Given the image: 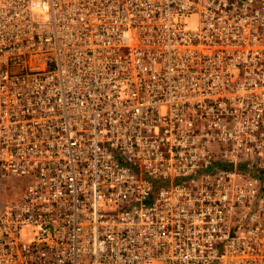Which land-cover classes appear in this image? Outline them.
I'll use <instances>...</instances> for the list:
<instances>
[{
    "label": "built area",
    "instance_id": "built-area-1",
    "mask_svg": "<svg viewBox=\"0 0 264 264\" xmlns=\"http://www.w3.org/2000/svg\"><path fill=\"white\" fill-rule=\"evenodd\" d=\"M0 177V264H264V0H0Z\"/></svg>",
    "mask_w": 264,
    "mask_h": 264
},
{
    "label": "rangeland",
    "instance_id": "rangeland-1",
    "mask_svg": "<svg viewBox=\"0 0 264 264\" xmlns=\"http://www.w3.org/2000/svg\"><path fill=\"white\" fill-rule=\"evenodd\" d=\"M23 181L18 178L0 177V209L7 201L19 198L23 193Z\"/></svg>",
    "mask_w": 264,
    "mask_h": 264
},
{
    "label": "trees",
    "instance_id": "trees-1",
    "mask_svg": "<svg viewBox=\"0 0 264 264\" xmlns=\"http://www.w3.org/2000/svg\"><path fill=\"white\" fill-rule=\"evenodd\" d=\"M222 166H223V167H229V166H228V165H226V164H225V165H222Z\"/></svg>",
    "mask_w": 264,
    "mask_h": 264
}]
</instances>
